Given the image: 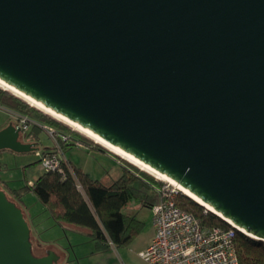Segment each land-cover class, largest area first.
Here are the masks:
<instances>
[{"label":"water","instance_id":"obj_1","mask_svg":"<svg viewBox=\"0 0 264 264\" xmlns=\"http://www.w3.org/2000/svg\"><path fill=\"white\" fill-rule=\"evenodd\" d=\"M0 81L264 242V0H0ZM31 248L0 189V264L60 260Z\"/></svg>","mask_w":264,"mask_h":264},{"label":"trees","instance_id":"obj_2","mask_svg":"<svg viewBox=\"0 0 264 264\" xmlns=\"http://www.w3.org/2000/svg\"><path fill=\"white\" fill-rule=\"evenodd\" d=\"M0 107L35 118L62 133L70 134L82 144L88 143L79 134L38 112L3 88H0ZM40 131L37 126L32 125L25 136L29 142L36 145L39 143ZM97 148L103 151L100 146ZM64 161L61 164L63 170L61 174L42 170V174L32 184L26 182L17 189H9L3 181H0L9 191L11 198H7L13 203L16 202L15 204L21 208V198L27 193L32 194L56 225L63 231L86 235L93 241L98 251H107L111 247H127L141 230L142 222L123 211L131 202L150 210L163 199L160 193L161 183L147 175V172L144 173L145 171L141 172L132 166L122 164V174L110 185H104L102 179L92 178L80 168L70 164L68 160ZM174 204L181 211L194 217L202 227L232 229L225 221L182 193L175 196ZM32 249L33 256H41L35 255ZM235 249L238 264H264V242L249 238L235 230ZM60 260L58 263L61 262Z\"/></svg>","mask_w":264,"mask_h":264},{"label":"rangeland","instance_id":"obj_3","mask_svg":"<svg viewBox=\"0 0 264 264\" xmlns=\"http://www.w3.org/2000/svg\"><path fill=\"white\" fill-rule=\"evenodd\" d=\"M25 103L28 104L27 102ZM28 105L31 106L30 104ZM32 108L38 110V112H41L42 114L46 115L47 117H50L56 122L62 124L70 131L79 134L88 143L87 144L80 143L82 147L81 146L77 147L75 145L66 146V144L60 142H56L57 144H55L52 138L47 134L46 130L44 128L42 129L41 127H38L39 125L43 126L45 124L40 122L39 120H36L35 118H31L33 122L37 124L39 123V125L35 124V126H37V128L41 130L38 133L39 143L35 145V148H37V150L35 152L26 153V154H14L9 151H3L1 152L0 155V181H3L8 186V188L17 189L21 186H24L26 181L35 180L40 174V172H42L41 171L42 168L40 167L39 164V155H38L39 152L37 151H42V150L47 151L50 149L57 150L56 149L57 145L59 146L60 148L59 151L60 153L62 152L61 156L63 155L64 159L66 160L70 159L74 163H77L76 161L79 162L86 161L87 171L89 172V174L95 179H102L104 185H110L113 180L117 179L122 174L123 170L113 161H110L109 158L103 157L97 152L87 155V152L84 149L85 147L97 150L98 149L97 146H100L105 153L117 159V161L120 164H125L126 166H132L133 168H136L137 170L144 172L135 165L131 164L130 162L116 155L112 151L107 150L106 148L102 147L100 144L95 143L93 140L89 139L82 133L57 121L56 119L44 113L43 111L39 110L38 108L35 107ZM6 111L7 112L0 110V125L3 124V122L6 120H8V122H14V116L11 114L12 112L10 110H6ZM20 139L22 142H29L28 138L25 135ZM146 174L151 176L154 180L159 181L161 183V186L167 184L166 181L165 182L160 181L156 179L154 176L148 173ZM0 189L6 190L1 183H0ZM6 196L8 198L10 197L8 192H6ZM24 202L26 203V205L30 206L32 213L34 214L35 217L34 220L38 228L37 230L39 232L38 234L40 239L42 241H45V245L39 244L35 236V232L31 231L30 229V236H31L30 241L32 244L33 253L35 255L42 256L44 255V252L46 250H52L56 254L58 253L60 254L61 252L57 248V245H59L60 247L66 246L64 248L67 249L63 251H67L69 253L70 264H146L139 257L138 254L146 248L145 244L153 234L152 215L149 209L140 207L135 202H131L128 208L123 212L128 213L134 216L137 220L141 221L142 222L141 230L133 237V240L127 247H123V248L112 247L107 251H98L95 249V245L89 237L78 232L76 233L80 235H77L75 237V239L73 240L74 242H72L70 246L68 244L69 242L67 235H65L69 231H63L62 229L58 228L57 225L48 216L46 210L43 209L42 205L38 203L31 194H27L25 196ZM63 255L66 258L67 255L65 256L64 253ZM60 261L61 262L57 264H63L62 257Z\"/></svg>","mask_w":264,"mask_h":264},{"label":"built area","instance_id":"obj_4","mask_svg":"<svg viewBox=\"0 0 264 264\" xmlns=\"http://www.w3.org/2000/svg\"><path fill=\"white\" fill-rule=\"evenodd\" d=\"M14 126L19 127L20 138L30 126L39 125L26 115L11 113ZM44 128L55 144L80 147V142L68 133L53 127ZM82 147V146H81ZM57 150L39 152V164L44 172L62 173L65 162L62 152ZM167 183V182H166ZM163 199L150 209L153 235L138 255L146 264H238L235 249V229L202 227L190 214L181 211L174 204V198L181 193L175 186H161ZM237 231V230H236Z\"/></svg>","mask_w":264,"mask_h":264},{"label":"bare ground","instance_id":"obj_5","mask_svg":"<svg viewBox=\"0 0 264 264\" xmlns=\"http://www.w3.org/2000/svg\"><path fill=\"white\" fill-rule=\"evenodd\" d=\"M0 87L3 88L4 90L10 92L11 94L15 95L16 97L24 100L25 102L30 104L32 107L38 108L39 110H41L44 113L50 115L51 117H53L57 121H59V122L65 124L66 126H69V127L73 128V129H75L76 131L82 133L83 135H85L89 139L93 140L95 143L100 144L102 147L106 148L107 150L112 151L116 155L120 156L121 158H123L126 161L130 162L131 164L135 165L140 170H143V171L153 175L155 178H157L159 180H162L164 182L166 181L168 184H170L172 186H175L182 194H184V195L188 196L189 198L193 199L195 202H197L199 204H202L199 200H197L195 197H193L188 191H186L181 186L177 185L172 180L166 178L165 176H163L160 173L156 172L155 170L151 169L147 165L143 164L142 162H140L139 160L135 159L131 155L123 152L119 148H116V147L112 146L111 144L105 142L103 139L99 138L95 134H93V133L89 132L88 130L78 126L77 124H75V123L63 118L62 116L56 114L55 112L49 110L48 108L42 106L41 104L35 102L34 100L26 97L25 95L21 94L20 92L12 89L11 87L7 86L6 84L2 83L1 81H0Z\"/></svg>","mask_w":264,"mask_h":264},{"label":"crops","instance_id":"obj_6","mask_svg":"<svg viewBox=\"0 0 264 264\" xmlns=\"http://www.w3.org/2000/svg\"><path fill=\"white\" fill-rule=\"evenodd\" d=\"M0 110H2V111H5V112H7L6 110L7 109H4V108H2V107H0ZM9 112V111H8ZM7 123H8V120H6V121H4L3 122V124H1L0 125V129L1 128H3L4 126H6L7 125ZM85 149V151L87 152V155H89V154H91V153H94V152H97V153H99L100 155H102L103 157H107V158H109L110 159V161H113L116 165H118L120 168H122V164H120L118 161H117V159H115L114 157H112L111 155H109V154H107V153H105V152H103V151H99V150H96V149H90V148H87V147H85L84 148ZM68 162L70 163V164H72L73 166H75V167H77V168H80L83 172H85V173H87L90 177H92L90 174H89V172L87 171V162L85 161V162H79V161H76L77 163H74L72 160H70V159H68ZM42 171V170H41ZM43 172V171H42ZM42 172H40V174L38 175V176H40L41 174H42ZM93 178V177H92ZM35 180H33V181H26L28 184H32L33 182H34ZM3 186V185H2ZM4 187V186H3ZM5 188V187H4ZM10 189V188H9ZM6 191L7 192H9L8 191V189H6ZM27 194H30V193H27ZM26 194V195H27ZM26 195H24L22 198H21V201L22 202H20V207L22 208V210H23V213L25 214V217H26V219H27V221H28V224H29V226H30V229H31V231H34L35 232V236H36V238H37V241L39 242V244H41V245H45V241H42L41 239H40V237H39V232H38V228H37V225H36V223H35V220H34V214L32 213V210L30 209V206L29 205H26V203L24 202V198H25V196ZM32 195V194H31ZM43 207V206H42ZM43 209L45 210V208L43 207ZM151 212V211H150ZM57 227L58 228H60L58 225H57ZM61 229V228H60ZM65 235H67V238H68V244L71 246V243L72 242H74L73 240L75 239V237L77 236V235H80V234H78V233H76V232H72V231H69V232H67V234H65ZM153 235V234H152ZM152 237V236H151ZM151 237L149 238V240L147 241V243L145 244V247L148 245V243H149V241H150V239H151ZM64 247H66V246H59V245H57V248L60 250V256L62 257V259H63V264H70V261H69V253L67 252V251H63V250H66ZM64 248V249H63ZM112 248V247H111ZM65 254V256H66V258L64 257V255H63V253ZM67 252V253H66ZM62 254V255H61Z\"/></svg>","mask_w":264,"mask_h":264}]
</instances>
